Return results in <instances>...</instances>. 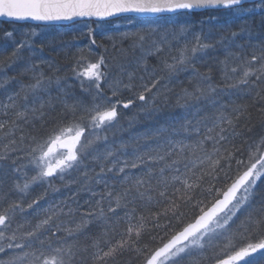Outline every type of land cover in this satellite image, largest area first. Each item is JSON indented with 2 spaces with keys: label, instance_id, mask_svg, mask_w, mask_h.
<instances>
[{
  "label": "snow or ice",
  "instance_id": "1",
  "mask_svg": "<svg viewBox=\"0 0 264 264\" xmlns=\"http://www.w3.org/2000/svg\"><path fill=\"white\" fill-rule=\"evenodd\" d=\"M246 4L251 7H245ZM206 9L228 10L237 16H254L259 12L264 16V0H0V17L40 22H95L135 14L130 18L131 22L138 16L161 18L166 14L180 16ZM86 27L91 51V46L97 42L91 24ZM190 31L189 26L181 25L163 31L137 28L122 32L121 41L131 40L128 49L118 47L114 38L109 36L120 57L128 60L131 53L129 63L119 65V78L108 83L111 97L106 96L101 87L108 75L102 70L108 68L105 56L91 62L83 55L84 50L79 49L81 55L71 71L81 89L91 96L88 103L74 96L69 102L71 85L66 77L60 75L61 68L52 61H30L23 67L21 74L28 75L30 82L21 83L19 91L7 97V103H0V168L10 160L14 173L21 174L22 169L28 168L34 173L28 177L27 172H23L26 177L23 183L15 182L14 189L19 194H26L30 185L40 181H48L52 187L51 178L63 180L65 174L78 172L82 188L99 199L94 205L85 201L90 205L89 209L71 226H67L60 217L71 216L77 210L61 202L44 208L43 217L30 230L21 232L23 225H19L15 231L6 234L16 213L24 211L22 201H9L7 207L0 210V264H108L109 259H115L124 251H135L143 256V264H181L191 256L194 248L204 250L215 246V241L222 242V254L215 258L214 264H238L264 250V205L259 215L253 216L248 212L245 219L236 224L237 214L251 207L257 182L264 178V134L248 145L246 158H237L243 148L234 140L244 135L243 131L237 130L244 109L242 106L230 108L227 104L217 106L215 98L224 88L264 82V44L255 46L258 52L245 54V46L235 44L234 39L221 36L213 40L199 32L192 33L189 38ZM6 35L11 37L13 33ZM34 35V30L25 34L6 59L10 62L21 59V50L33 48L29 41ZM230 35L236 38L240 33L232 31ZM217 45L225 50L224 59H216L219 65L216 70L220 73L223 87L213 82V66L209 65L202 72L196 63L198 54L215 50ZM233 46L239 51H232ZM150 58L157 63L150 64ZM42 64H47L50 75L41 69ZM189 70L190 87L183 88L176 100V105L186 111L177 118L168 138L158 143L156 148L135 153L131 159L115 158V149L91 155L89 149L94 144L107 140L99 130H106L118 122L121 105L129 108L135 99L158 110L155 104L162 94L161 89L170 91L167 83H162L164 74L170 82L174 75ZM86 82L89 88L84 87ZM122 89L133 91L134 99H120ZM53 92L58 95L53 96ZM256 95L260 96V93ZM210 97L211 114L200 107L201 102ZM54 100H59L62 111L60 118L53 119L48 128L49 111L56 108ZM37 122L45 129V134L39 137L22 127L33 128ZM165 131L158 129L152 135L159 138ZM181 134L186 139H195L186 142V139L174 138ZM26 139L30 141L28 150L21 156L18 154L22 151L17 146L18 141L22 143ZM244 142L241 141L242 144ZM120 147L126 146L121 144ZM13 154L17 155L13 157ZM89 155L98 163L99 171L89 169L84 163ZM18 161L26 163L18 164ZM233 163L237 166L235 178L228 175ZM221 172L231 180L223 191L212 183L219 179ZM106 173H115L113 179L119 183L118 190H112L114 185H109ZM73 182L77 181H70ZM92 184L104 185L105 191H93ZM197 191L215 193L216 198L210 206H202L204 202L195 197ZM0 200L7 201L8 194L0 191ZM37 203L38 200L34 199L27 208L32 209ZM181 203L194 204L199 208V215L174 231L161 246L146 252V246L139 245L143 236L150 232L148 225L160 228L161 216H171L180 222L183 215L179 211ZM152 206L159 210L152 212ZM145 209L148 210L146 214ZM110 219L113 223H109ZM94 222H99L97 227L100 228L95 234L90 229ZM120 223L125 225L120 238L115 242L108 240L110 232L116 230L113 225ZM238 233L248 234L244 236L242 245L234 243ZM252 233L259 235L253 239Z\"/></svg>",
  "mask_w": 264,
  "mask_h": 264
},
{
  "label": "trees",
  "instance_id": "2",
  "mask_svg": "<svg viewBox=\"0 0 264 264\" xmlns=\"http://www.w3.org/2000/svg\"><path fill=\"white\" fill-rule=\"evenodd\" d=\"M245 7H251L250 4H246ZM132 16H124L109 21H79L69 25H35L31 23H14L0 21V103H7V97L9 95L18 92L21 83H29L30 78L28 75H22L23 67L30 61L39 63L41 59L52 61L55 65L61 68L60 75L67 78V83L71 85L69 89L70 95L68 97L69 102H72V97L83 99L86 103L91 101V96L81 89L79 82L73 76L71 67L74 65L75 60L81 55L79 49H83V55L87 57L88 61L95 62V60L103 55L108 62V68L102 69L107 71L108 75L101 83V87L106 96L111 97V91L108 88V83L112 80L119 78L120 76V64H128L131 60V53H129V59L125 60L120 57L119 50L113 48V42L108 39L109 36L113 37L118 47L128 49L131 40L121 41L120 33L135 31L137 28H158L161 31L165 28L179 27L181 25L189 26L191 31L189 32V38L192 33H201L203 36H210L211 39L216 40L223 36L229 40L234 39L235 44H241L245 46V54L252 51H259L255 46L264 44V16L257 12L254 16H237L233 12L228 10H206L202 12H191L180 16L174 14L165 15L161 18L149 17L132 19ZM91 24L94 30L96 38V45L91 46L89 51L90 41L87 33V24ZM244 29L245 31H241ZM35 31L36 35L30 37V43L33 45L32 49L25 48L22 51V58L10 62L6 59L15 48L16 42L25 38V34H30ZM235 31L240 33L236 38H232L230 33ZM12 32L11 37L6 33ZM41 45L43 48L41 50ZM249 45L253 47H249ZM33 50L36 54L33 55ZM232 51L238 52L239 49L235 46L232 47ZM173 55L175 52L172 53ZM225 56V50L223 47L217 45L215 50H209L206 54L197 55V67L200 71L207 70L209 65L213 66V82L221 84L220 73L216 69L219 65L216 64V59L223 60ZM115 57V59H114ZM150 64H156V60H149ZM41 69L46 74H51L47 64H42ZM140 73H137L139 75ZM162 83H167L168 89H161V96L157 99L154 110L153 106L149 103L141 102L134 99V92L128 90H121L120 99L128 100L134 99V103L129 108H123L121 105L118 111L120 117L118 122L106 130H99L100 134L107 136V140H101L94 144L89 149L91 155L103 154L109 150H116L115 158L119 159H131L135 153L147 151L150 148H156L158 143H162L166 138L171 135V128L175 126L178 117L184 114L186 111L176 105L177 97L181 94L182 89L190 87L188 82V72H179L174 75L169 82L167 75ZM126 79V78H125ZM138 83V81H137ZM85 88H89L90 85L86 82ZM94 92L95 90L92 89ZM259 92L260 96L256 93ZM58 93L53 92V96H57ZM166 97V99H165ZM264 82H257L255 85L239 86L237 88H224L223 91H218L216 95L217 106L219 104H227L231 107L242 106L244 114L239 120L238 131H243L242 137H237L234 143L237 146L243 148L241 153L237 154V158H246L248 145L258 140L259 137L264 134ZM61 99L63 96L61 95ZM115 99V98H113ZM211 97L208 100L201 102L200 107L207 113L211 114L213 106L211 103ZM56 104L55 110L49 111L48 125L50 128L53 119H59L60 108L59 100H54ZM229 108V110H230ZM188 111H191L189 109ZM25 131H30L33 135L41 136L45 134V129L41 127L37 122L35 127L30 128L27 125H22ZM158 129H166L163 135L159 138L154 137V134ZM251 129V131H247ZM19 135V133H17ZM175 139H186L184 134L174 137ZM195 137L186 139V142H191ZM245 141L243 144L241 141ZM30 141L24 142L18 141V148L22 149L18 154L23 156L24 152L28 150ZM124 144L126 147L121 148L120 145ZM17 154H13L15 157ZM91 155L85 159L84 163L88 165L89 169L95 168L99 171L98 163L93 161ZM26 163V161H18V164ZM130 172H137V170H128ZM237 166L235 163L232 165L229 176L235 178ZM23 172H27V176L30 177L34 173L30 168L22 169L21 174L14 173L12 171L11 161L4 162V167L0 168V191L8 194V200H0V210L7 207L9 201L20 200L24 205L23 212H17L11 222V231H15L19 225H23L20 228L21 232L28 231L34 226L39 219L43 217V209L48 208L50 205L55 206L64 202V204L76 209L71 216H61L60 219L64 221L67 226H71L73 221H79L81 215L86 212L90 205L85 201H90L94 205L95 200L99 197H93L90 192L85 191L81 183L79 182L81 177L80 173L72 172L71 174H65L63 180L53 177L51 178L52 187L49 186L48 181H40L30 185L26 194H19L14 189V184L18 180L23 183L26 178ZM115 173H106L105 179L108 180L110 186L114 185L112 190L119 189L118 181L114 180ZM70 181H77L70 183ZM216 188L221 191L226 190V186L231 183V180L226 179L224 173H219V179L212 181ZM91 188L97 193L105 191L104 185L92 184ZM58 189V190H54ZM196 199L202 200L204 204L202 206H210L213 200L216 198L215 193H209L204 191L195 193ZM38 200L37 204L33 205L32 209L27 208V204L32 200ZM264 205V178L257 182L255 195L251 199V207L244 209L237 214L238 219L236 224L244 220L248 212H251L253 216L260 214V209ZM63 206V205H61ZM105 209H107V201H105ZM152 212L158 211L159 208L152 206L150 208ZM145 214L148 211L144 210ZM179 211L183 213L180 217V222H177L171 216H161L159 223L160 228H152L151 224L148 225L150 232L146 233L141 242L140 247L146 246L145 251L150 252L162 245L163 242L173 234L174 231L181 229L185 224L192 222L196 216L199 215V208L194 204L181 203ZM67 212V207H65ZM39 213V215H37ZM111 217V214H108ZM123 215V213H121ZM99 222H94L90 225L91 232L93 234L100 231L97 227ZM109 223H113L112 219ZM114 232H110L108 240L115 242L120 238V235L125 227L123 223L114 224ZM235 231V225L233 226ZM247 233H238L235 236L234 243L242 245L245 243L244 236ZM259 233H252L253 239L258 236ZM156 238L153 239L152 237ZM81 242L83 239L81 238ZM213 247H206L204 250L198 248L193 249L191 256L184 259L181 264H214L215 258L222 254V242L215 241ZM104 246L103 244L101 245ZM228 251V249H223ZM143 256H139L135 251H124L121 255H118L115 259H109L108 264H143ZM238 264H264V250L257 252L252 257L245 258V260L239 261Z\"/></svg>",
  "mask_w": 264,
  "mask_h": 264
},
{
  "label": "water",
  "instance_id": "3",
  "mask_svg": "<svg viewBox=\"0 0 264 264\" xmlns=\"http://www.w3.org/2000/svg\"><path fill=\"white\" fill-rule=\"evenodd\" d=\"M206 10H213V9H206ZM206 10H195L194 12H202V11H206ZM169 15V14H166ZM125 16H135V14H128ZM120 17H124V16H120ZM120 17H110L107 18L106 20H102V21H109V20H114ZM149 17H156V16H138V18H149ZM1 21H5V22H14V23H31V24H35V25H69V24H73L82 20H78V21H59V22H40V21H33V20H23V21H18V20H14L11 18H6V17H0Z\"/></svg>",
  "mask_w": 264,
  "mask_h": 264
},
{
  "label": "rangeland",
  "instance_id": "4",
  "mask_svg": "<svg viewBox=\"0 0 264 264\" xmlns=\"http://www.w3.org/2000/svg\"><path fill=\"white\" fill-rule=\"evenodd\" d=\"M194 249H196V248H194Z\"/></svg>",
  "mask_w": 264,
  "mask_h": 264
}]
</instances>
